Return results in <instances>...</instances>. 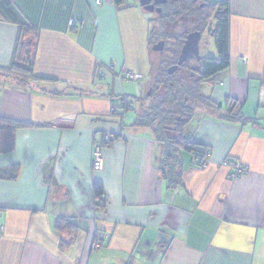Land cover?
<instances>
[{
  "label": "crops",
  "instance_id": "crops-1",
  "mask_svg": "<svg viewBox=\"0 0 264 264\" xmlns=\"http://www.w3.org/2000/svg\"><path fill=\"white\" fill-rule=\"evenodd\" d=\"M207 1L229 3L230 66L203 83L213 105L198 106L185 128L211 149L210 164L198 168L180 150L181 183L170 186L169 152L155 128L134 126L140 112L125 124L160 70L149 37L161 14L140 0H15L38 29L33 73L43 81L0 73V117L32 125L0 154V264H264V0ZM18 29L0 21V66L12 61ZM100 66L114 71L99 80ZM125 69L136 82L121 77ZM231 102L244 120L222 119ZM105 133L120 137L104 144ZM226 161L249 173L232 181ZM94 183L103 185L104 212L94 206ZM60 216L80 226L63 250L70 236L56 231Z\"/></svg>",
  "mask_w": 264,
  "mask_h": 264
},
{
  "label": "trees",
  "instance_id": "trees-1",
  "mask_svg": "<svg viewBox=\"0 0 264 264\" xmlns=\"http://www.w3.org/2000/svg\"><path fill=\"white\" fill-rule=\"evenodd\" d=\"M126 1L113 0L117 6L123 5ZM161 11L149 37L152 46L160 40L165 41V48L160 52V70L154 79L153 91L148 94L152 104L146 112L139 115L134 126L155 128L158 140L166 145L165 149L169 152L163 177L168 179L170 186H176L181 183L175 168L179 164L177 155L180 150L197 156H208L212 153L210 148L189 139L185 135V128L193 120L198 106L213 105L202 93L203 83L213 82L214 76L230 66V9L227 1L212 3L207 0H168ZM0 21L14 23L19 28L12 61L7 66H0V73L11 76L20 83L30 80L43 81L33 73L38 29L18 15L15 0H0ZM71 25L74 26V21ZM192 33L210 35L217 51L216 57L203 55L199 58L190 57L174 74L169 75L167 68L177 64L184 43ZM102 68L106 67L100 66L98 69ZM106 69L108 74L114 71L112 66ZM162 85L165 86L164 94H159L158 89ZM121 101L122 107L128 111L130 104L123 99ZM235 108L231 102L222 119L235 122L244 120L241 111L236 112ZM112 114L121 118L123 116L117 112ZM60 125L70 126L72 122L63 120ZM29 127L32 125L0 117V154L14 151L17 131ZM167 128L178 132V137L169 140L166 135ZM112 135V141L120 137L118 134ZM93 192L95 208L98 211H106L108 203L103 185L94 183ZM54 225L58 233H68L70 236L69 241H61L62 250L75 243L80 226L73 218L60 216L56 218ZM128 264H132V261Z\"/></svg>",
  "mask_w": 264,
  "mask_h": 264
},
{
  "label": "built area",
  "instance_id": "built-area-1",
  "mask_svg": "<svg viewBox=\"0 0 264 264\" xmlns=\"http://www.w3.org/2000/svg\"><path fill=\"white\" fill-rule=\"evenodd\" d=\"M95 2L96 4H102V0H95ZM107 75H108V69L106 68L99 69L97 72V77L100 80H105ZM120 75L123 79H126V80H137L138 79V76H136L135 72L129 69L123 70V72H121ZM112 140H113V135L109 133H105L104 142H106V144H109ZM102 152H103L102 147L96 146L95 152L93 153L94 158H95L94 167L96 170L101 169L102 160H103ZM210 156H211V153H209L208 156H197V154H194V157H193L194 164L198 168L205 169L210 164ZM222 166L231 169L232 172L230 173L229 177L232 181H236L240 179L241 177H243L244 175L249 173L248 168L242 165L240 162L226 161L223 163ZM1 229L2 228H0V231ZM96 248H100V246L96 245Z\"/></svg>",
  "mask_w": 264,
  "mask_h": 264
},
{
  "label": "water",
  "instance_id": "water-1",
  "mask_svg": "<svg viewBox=\"0 0 264 264\" xmlns=\"http://www.w3.org/2000/svg\"><path fill=\"white\" fill-rule=\"evenodd\" d=\"M168 2V0H140V4L145 8V10L154 11L155 5H164ZM202 39L201 33H192L188 36V39L185 41L182 51L179 56V60L177 65L171 67L168 70V73L171 75L175 73L180 65L185 63L190 57H200V42ZM165 46L164 42H158L153 49L157 52L163 51ZM164 88V86H162ZM167 134L170 139L176 138V134L173 136L170 135V132L167 131Z\"/></svg>",
  "mask_w": 264,
  "mask_h": 264
},
{
  "label": "rangeland",
  "instance_id": "rangeland-1",
  "mask_svg": "<svg viewBox=\"0 0 264 264\" xmlns=\"http://www.w3.org/2000/svg\"><path fill=\"white\" fill-rule=\"evenodd\" d=\"M156 22H154V25H155ZM158 43V42H157ZM155 43L154 46L157 44ZM207 43V45H206ZM202 44L204 45V48H206V50L202 49L201 50V54L204 55V56H209V57H216L217 55V51H216V48L214 46V41H213V38L210 39L207 36H205L204 38V42H202ZM156 52V51H155ZM155 52H153V56L156 54ZM159 60H160V52H158L156 55H155ZM156 60V59H154ZM136 74V73H135ZM136 76H138L136 74ZM11 77V76H9ZM139 77V76H138ZM12 78V77H11ZM15 80V79H14ZM126 80V79H125ZM137 80H127V82H136ZM204 88H205V91H206V85H204ZM164 90L165 88H162V86H160V88L158 89V93L159 94H164ZM150 92V91H149ZM149 92H147V94L142 98V103H141V100L140 99H135L133 98V104L136 105L135 107L133 106L132 109H130L131 111L129 112V116L128 118H126V123L125 124H128L131 122V120H133L136 116V113L138 114L140 112V114H143L142 112H146L149 107L151 106L152 104V99L149 98V95L150 94ZM122 105V104H121ZM117 110H119V108L117 107H114L112 108V113H115ZM166 131H169L170 132V135L173 136L175 134L174 130L172 128H167ZM177 138V137H176ZM176 138H173V139H176ZM104 144H106V142H104ZM111 144V143H109ZM95 152V150H94ZM103 153V152H102ZM104 154V153H103ZM103 156V155H102ZM94 155H93V161H94ZM103 161V160H102ZM95 168V167H94Z\"/></svg>",
  "mask_w": 264,
  "mask_h": 264
},
{
  "label": "flooded vegetation",
  "instance_id": "flooded-vegetation-1",
  "mask_svg": "<svg viewBox=\"0 0 264 264\" xmlns=\"http://www.w3.org/2000/svg\"><path fill=\"white\" fill-rule=\"evenodd\" d=\"M162 6L163 5H155V12L156 13H162ZM203 38V37H202ZM202 40V39H201ZM160 42H164L165 43V41L164 40H160ZM200 44H201V42H200ZM154 47V46H153ZM164 48H165V46H164ZM164 50V49H163ZM159 52H162V51H159ZM179 60V59H178ZM159 61H161V58H160V60ZM188 61V60H187ZM178 63V62H177ZM161 64V63H160ZM160 64H159V68H160ZM175 65H177V64H175ZM175 65H172V66H169L168 68H167V73H168V70L171 68V67H173V66H175ZM181 66V65H180ZM179 66V67H180ZM179 67H178V69H179ZM177 69V70H178ZM169 74V73H168ZM174 74V73H173ZM170 75V74H169ZM172 75V74H171ZM162 86H164V85H162ZM164 88H165V86H164ZM150 90V92H152L153 91V86L149 89Z\"/></svg>",
  "mask_w": 264,
  "mask_h": 264
}]
</instances>
